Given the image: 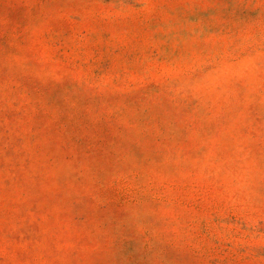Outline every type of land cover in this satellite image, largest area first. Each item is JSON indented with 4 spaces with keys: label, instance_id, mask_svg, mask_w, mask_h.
Masks as SVG:
<instances>
[{
    "label": "rangeland",
    "instance_id": "obj_1",
    "mask_svg": "<svg viewBox=\"0 0 264 264\" xmlns=\"http://www.w3.org/2000/svg\"><path fill=\"white\" fill-rule=\"evenodd\" d=\"M0 264H264V0H0Z\"/></svg>",
    "mask_w": 264,
    "mask_h": 264
}]
</instances>
